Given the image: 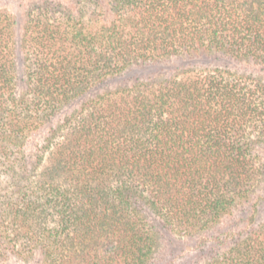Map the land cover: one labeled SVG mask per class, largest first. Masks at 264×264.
Masks as SVG:
<instances>
[{
  "label": "trees",
  "instance_id": "obj_1",
  "mask_svg": "<svg viewBox=\"0 0 264 264\" xmlns=\"http://www.w3.org/2000/svg\"><path fill=\"white\" fill-rule=\"evenodd\" d=\"M83 3L0 9V262L264 264V0Z\"/></svg>",
  "mask_w": 264,
  "mask_h": 264
},
{
  "label": "rangeland",
  "instance_id": "obj_2",
  "mask_svg": "<svg viewBox=\"0 0 264 264\" xmlns=\"http://www.w3.org/2000/svg\"><path fill=\"white\" fill-rule=\"evenodd\" d=\"M97 0H0V9H3L5 11H9L17 20V22L20 24L24 20V12L30 11L33 9V7L37 6L39 3L40 5L51 3L53 2L55 6L57 7V10L63 13L68 7L75 9L76 11L82 10V3L88 2L92 3L91 5L95 4ZM83 3V4H84ZM59 6V7H58ZM209 63H214L218 66H227L231 68H238L237 65H234L233 63H229L226 60L220 59V60H211ZM181 62L179 60H174L171 62H167L165 64L159 65L157 67L153 68H147L146 70H135L133 73H131V76H146L148 74H152L156 71H169L173 67L180 65ZM239 69V68H238ZM264 76V74H263ZM1 179V178H0ZM1 182V191H4V193L7 191H12L13 188H10V185L8 184V180H3ZM262 217H264V208L262 211ZM171 238H169V235L166 236V241L163 244V248H161L158 259H161L160 263H168L173 260V257L179 254L178 248H181L180 244L175 240L173 242H168ZM178 261H176L175 264H178ZM195 261H192V264H195ZM0 264H41L39 260L31 261V262H22L17 260H10V261H4L0 262ZM172 264V263H171ZM174 264V263H173Z\"/></svg>",
  "mask_w": 264,
  "mask_h": 264
}]
</instances>
